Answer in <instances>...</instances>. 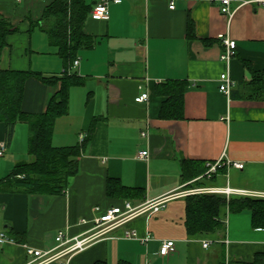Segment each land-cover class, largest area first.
Wrapping results in <instances>:
<instances>
[{"label": "crops", "instance_id": "1", "mask_svg": "<svg viewBox=\"0 0 264 264\" xmlns=\"http://www.w3.org/2000/svg\"><path fill=\"white\" fill-rule=\"evenodd\" d=\"M52 1L0 0V15L16 27L7 37L0 67L45 76L61 75L67 69L84 78L69 88L68 111L55 120L51 142L74 146L84 141L85 145L76 157L78 171L62 193L0 190V231L23 237L0 244V264H29L32 256L26 247L53 249L59 230L68 238L85 235L94 217L127 200L106 194L108 177L143 188L144 199L129 200L132 204L166 197L165 204L158 212L143 213L83 249L46 264L98 260L106 264H242L263 254L264 225L253 224L250 209L222 205L218 211L221 230L188 234L185 197L208 193L264 201V7L230 0L234 12L228 16L221 11L220 0H175L172 9L167 0L111 1L108 19L87 16L82 27L86 45L76 51L73 63L66 64L36 24ZM99 1L85 0L90 7ZM36 30L44 39L35 35ZM219 34L236 42L228 62L220 58L224 46ZM225 71L232 81L228 95L219 91V76ZM166 80L186 82L181 118L159 115L165 96L156 91V85ZM58 88L59 84L29 77L22 110L44 112ZM142 91L149 93L148 100L134 102ZM19 135L26 148L16 145ZM28 135L27 123L18 121L0 156V180L17 162L32 159ZM2 141H6L5 125L0 122ZM145 150L147 156L140 157ZM185 160L206 166L220 161V166L210 177L183 181ZM233 162L242 163V168ZM203 188L233 192H191ZM126 229H134L137 238L124 237ZM168 240L173 241V249L162 256L160 246Z\"/></svg>", "mask_w": 264, "mask_h": 264}, {"label": "trees", "instance_id": "2", "mask_svg": "<svg viewBox=\"0 0 264 264\" xmlns=\"http://www.w3.org/2000/svg\"><path fill=\"white\" fill-rule=\"evenodd\" d=\"M85 0H53L45 7L43 18L36 24L44 31L50 44L55 46L64 63H73L76 51L86 45L82 27L91 11ZM16 31L9 19L0 15V60L7 37ZM35 77L48 85L59 84L58 90L48 99L44 112L26 113L21 108L25 82ZM84 78L66 70L61 75L45 76L32 70L2 69L0 67V122L5 125V143L13 135L18 121L28 125V154L30 161L17 162L9 174L0 180V190H20L28 193L58 194L65 191L68 180L78 171L76 157L80 155L85 142L74 146H54L51 142L55 120L68 111L69 88L83 83ZM186 82L166 80L156 85V91L165 96L160 110L161 118L182 117V97ZM264 97V95H263ZM96 118L92 119L89 133ZM207 166L196 161H182L183 181L204 175ZM217 172V171H216ZM197 185V183L195 184ZM106 194L127 200H143L144 190L140 187L125 186L117 178L108 177ZM227 205L231 210L248 208L252 211L254 225H264V201L248 197L226 199L218 194H188L185 197V226L188 234L221 230L223 222L218 217L219 208ZM13 239L22 240L21 234L14 233ZM92 264H106L98 260ZM119 264H130L121 261ZM223 264V261L220 262ZM242 264H264V253L256 254L252 262Z\"/></svg>", "mask_w": 264, "mask_h": 264}, {"label": "built area", "instance_id": "3", "mask_svg": "<svg viewBox=\"0 0 264 264\" xmlns=\"http://www.w3.org/2000/svg\"><path fill=\"white\" fill-rule=\"evenodd\" d=\"M15 2H20L21 0H14ZM119 2L120 0H100L97 2L91 9L89 16L95 20H104L108 19L109 12H108V4L110 2ZM168 7L170 9L174 8L175 0H167ZM221 2V11L228 16H231L234 10L230 9L229 3L230 0H220ZM241 4H257L259 6L264 7V0H245ZM220 38H223V46L224 49L220 56L221 59L225 60L226 62L234 55L236 49V42L233 39H229L227 37H223L222 34L218 35ZM77 61H75V64ZM232 81L229 77L228 71H225L220 74L219 76V91L224 93L225 95L229 94L230 85ZM149 98V93L147 91H142L138 95L134 97V102L136 103H143L147 101ZM144 132H141V135H144ZM80 141L84 139L83 135H80ZM6 148L5 141L0 142V156H2L4 150ZM140 157H146L147 151H141L139 153ZM237 168H242L243 164L240 162H233L232 163ZM220 166V161L207 163V169L204 173L205 176L210 177L214 173H216L217 169ZM217 192V193H224L229 195L233 192L232 189H193L191 192ZM166 197H158L140 204H132L129 200H124L122 205L119 206H111L106 211L101 213L100 215L93 218V226L91 227L88 232L81 236V237H74L68 238L65 236L64 232L59 230L55 236V241L57 245L50 250H39L30 247H26V252L28 255L32 256V260H30L29 264H46L58 258V256L70 255L71 253L83 249L88 243L107 235L114 230L124 226L132 219L136 218L137 216L147 213L152 214L158 212L165 204ZM97 209V208H96ZM81 222L85 223L86 220L81 219ZM124 237L127 238H137L136 231L134 229H126L123 233ZM149 237L146 236L145 238L141 239L142 241L147 240ZM12 237L5 234L4 231H0V244L6 241H14ZM208 242L203 241L202 246L207 247ZM174 243L172 240L162 242L159 254L162 256L167 255L173 249ZM55 250H57L55 252ZM66 264V263H64Z\"/></svg>", "mask_w": 264, "mask_h": 264}, {"label": "rangeland", "instance_id": "4", "mask_svg": "<svg viewBox=\"0 0 264 264\" xmlns=\"http://www.w3.org/2000/svg\"><path fill=\"white\" fill-rule=\"evenodd\" d=\"M35 35L36 36H39V37H41V39H42V37H43V39H44V37H45V35L44 34H42L39 30H36L35 31ZM39 46H42V45H39ZM25 140V139H24ZM22 144H23V148L25 147V145H24V141H23V143H22V136H18V139H17V142H16V145L18 146V147H20V145H21V147H22ZM26 148V147H25Z\"/></svg>", "mask_w": 264, "mask_h": 264}]
</instances>
